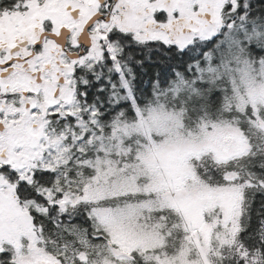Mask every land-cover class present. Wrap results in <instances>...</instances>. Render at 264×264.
Masks as SVG:
<instances>
[{
  "label": "snow or ice",
  "instance_id": "obj_1",
  "mask_svg": "<svg viewBox=\"0 0 264 264\" xmlns=\"http://www.w3.org/2000/svg\"><path fill=\"white\" fill-rule=\"evenodd\" d=\"M0 264H264V0H0Z\"/></svg>",
  "mask_w": 264,
  "mask_h": 264
}]
</instances>
